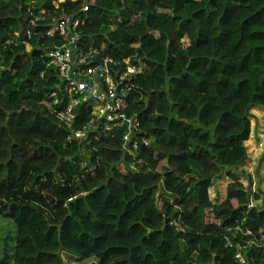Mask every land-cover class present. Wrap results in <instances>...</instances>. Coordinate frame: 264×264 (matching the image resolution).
<instances>
[{
	"label": "trees",
	"instance_id": "trees-1",
	"mask_svg": "<svg viewBox=\"0 0 264 264\" xmlns=\"http://www.w3.org/2000/svg\"><path fill=\"white\" fill-rule=\"evenodd\" d=\"M63 16L97 58L144 64L128 112L148 145L125 155L123 130L78 142L53 113L59 80L44 55L62 45L47 32ZM258 106L264 0H0V226L14 225L0 264H238L227 229L264 233V207L233 172ZM247 264H264V247Z\"/></svg>",
	"mask_w": 264,
	"mask_h": 264
},
{
	"label": "built area",
	"instance_id": "built-area-1",
	"mask_svg": "<svg viewBox=\"0 0 264 264\" xmlns=\"http://www.w3.org/2000/svg\"><path fill=\"white\" fill-rule=\"evenodd\" d=\"M52 25L47 35L56 33L62 39L61 46H54L44 55L49 66L56 69L59 80L51 93L54 107L58 106L53 113L70 128L72 138L82 143L89 141L91 135L123 130L125 155L138 150L140 144L148 145L137 115L128 112V98L136 89L135 79L144 73V64L141 61L136 64L130 58L122 61L97 58V48L80 46L79 22L71 17L53 19ZM82 106L88 119L82 127L74 129ZM225 242L235 251V261L247 264L249 249L264 247V233L255 235L252 229L236 224L227 229Z\"/></svg>",
	"mask_w": 264,
	"mask_h": 264
},
{
	"label": "rangeland",
	"instance_id": "rangeland-1",
	"mask_svg": "<svg viewBox=\"0 0 264 264\" xmlns=\"http://www.w3.org/2000/svg\"><path fill=\"white\" fill-rule=\"evenodd\" d=\"M252 135L250 142L246 143L248 149V159L244 165L238 167L233 172L240 178L245 186L250 188L252 205L258 208L264 207V107L258 106L251 111ZM252 185L250 186V180ZM231 183V179L223 175L216 180L210 190V198L213 203L219 204L226 198V188ZM258 196L256 199L255 196ZM11 231L14 236L13 223L2 220L0 226V249L3 247V240ZM65 264H98L94 259L79 260L73 256L63 254Z\"/></svg>",
	"mask_w": 264,
	"mask_h": 264
},
{
	"label": "crops",
	"instance_id": "crops-1",
	"mask_svg": "<svg viewBox=\"0 0 264 264\" xmlns=\"http://www.w3.org/2000/svg\"><path fill=\"white\" fill-rule=\"evenodd\" d=\"M248 142H250V140H249ZM248 142H247V143H248ZM240 182H242V183H243V181H241V180H240ZM243 184H244V183H243ZM244 186H245V184H244ZM252 206H254V205H252Z\"/></svg>",
	"mask_w": 264,
	"mask_h": 264
}]
</instances>
